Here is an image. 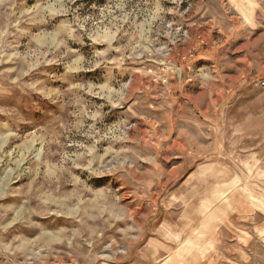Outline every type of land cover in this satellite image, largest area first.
<instances>
[{"label":"rangeland","instance_id":"obj_1","mask_svg":"<svg viewBox=\"0 0 264 264\" xmlns=\"http://www.w3.org/2000/svg\"><path fill=\"white\" fill-rule=\"evenodd\" d=\"M264 0H0V264H264Z\"/></svg>","mask_w":264,"mask_h":264},{"label":"built area","instance_id":"obj_2","mask_svg":"<svg viewBox=\"0 0 264 264\" xmlns=\"http://www.w3.org/2000/svg\"><path fill=\"white\" fill-rule=\"evenodd\" d=\"M261 84H263V85H264V80H263V81H261Z\"/></svg>","mask_w":264,"mask_h":264}]
</instances>
